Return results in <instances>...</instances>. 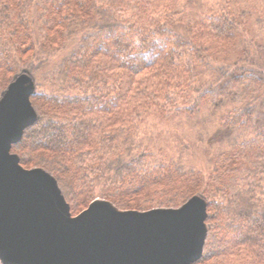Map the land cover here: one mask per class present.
<instances>
[{"label":"trees","instance_id":"1","mask_svg":"<svg viewBox=\"0 0 264 264\" xmlns=\"http://www.w3.org/2000/svg\"><path fill=\"white\" fill-rule=\"evenodd\" d=\"M213 1L0 0V96L34 72L38 119L11 152L56 178L73 216L97 198L144 212L202 190L194 264H264V0ZM202 105L228 110L207 175L140 135L148 116Z\"/></svg>","mask_w":264,"mask_h":264},{"label":"water","instance_id":"2","mask_svg":"<svg viewBox=\"0 0 264 264\" xmlns=\"http://www.w3.org/2000/svg\"><path fill=\"white\" fill-rule=\"evenodd\" d=\"M33 79L20 75L0 100V260L3 264H194L207 235V203L120 210L94 200L72 215L56 179L11 152L38 118Z\"/></svg>","mask_w":264,"mask_h":264},{"label":"rangeland","instance_id":"3","mask_svg":"<svg viewBox=\"0 0 264 264\" xmlns=\"http://www.w3.org/2000/svg\"><path fill=\"white\" fill-rule=\"evenodd\" d=\"M212 3H214V1ZM260 9H263L264 12V5L262 6V8L260 7ZM262 18L263 22L261 24H257L256 29H259L257 30V32L259 31L261 35H264V17ZM260 30H262V32H260ZM262 72V74L264 75V69ZM22 74L30 76L34 81V84L36 83L35 80L37 81V79L36 76H34V72H32V70L29 68H25L20 73L16 74L8 83L6 88L2 90L0 100L3 98L9 86ZM36 88L37 87L35 84V93ZM190 105L195 104H192V102L190 101H188L187 103L179 104L181 109L189 107ZM177 110L179 111V109H171L170 113L168 114V119L166 120L159 121V119L155 116H148L146 121H144L140 126V135L151 137L159 145H165L164 149L168 157H181L183 161L186 162L189 166L201 169L205 173V175H207L209 171V160L212 157L216 156L217 151L219 150L221 145L219 135L222 132H225V125L222 124L223 121L221 120V115L228 112V110L221 108L216 111L214 110L213 112L212 105L209 107H207L206 105H202L200 112L191 119L183 115L178 117L176 115L178 112ZM146 132H150L151 134H146ZM195 195L205 200L208 204V200L202 193V190L195 193ZM96 200L104 199L97 198ZM206 224L207 229L209 230V225L208 223ZM208 230L206 239L208 236ZM203 249L201 255H203Z\"/></svg>","mask_w":264,"mask_h":264}]
</instances>
